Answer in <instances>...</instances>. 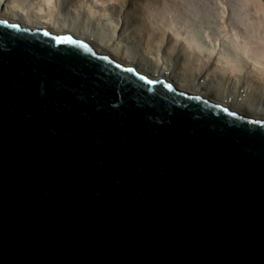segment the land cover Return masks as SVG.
Listing matches in <instances>:
<instances>
[{"label": "water", "instance_id": "95a60500", "mask_svg": "<svg viewBox=\"0 0 264 264\" xmlns=\"http://www.w3.org/2000/svg\"><path fill=\"white\" fill-rule=\"evenodd\" d=\"M0 264H264V120L0 20Z\"/></svg>", "mask_w": 264, "mask_h": 264}, {"label": "bare ground", "instance_id": "6f19581e", "mask_svg": "<svg viewBox=\"0 0 264 264\" xmlns=\"http://www.w3.org/2000/svg\"><path fill=\"white\" fill-rule=\"evenodd\" d=\"M33 1L28 4L27 0H0V20L29 29L45 28L55 34H71L88 41L96 53L109 54L117 63L134 66L151 79L163 78L179 91L200 95L238 114L264 120V72L246 68L250 57L215 53L213 47L208 49L206 44L181 37L171 30L166 31L163 38L159 37L156 32L142 29L138 25L140 21L129 20L132 12L124 8L122 0L99 3L117 17V24L108 38L94 34L84 23L73 22L76 18L71 10L78 9L72 8L74 4L56 3L60 10H65L58 13L51 0ZM134 2L138 3L128 0V7ZM141 5L144 7V3ZM139 7L142 8L140 4Z\"/></svg>", "mask_w": 264, "mask_h": 264}, {"label": "rangeland", "instance_id": "374dc122", "mask_svg": "<svg viewBox=\"0 0 264 264\" xmlns=\"http://www.w3.org/2000/svg\"><path fill=\"white\" fill-rule=\"evenodd\" d=\"M27 1H29L28 4H31L33 0ZM51 1V4L55 5L56 12L60 13L65 10L63 8L60 10V5L56 3H68L70 6L74 4L72 8L75 6L78 9L76 12L71 10L76 18L73 19V22L86 24L87 28L99 37L108 38L114 30V25L117 24L116 15L105 10V6L99 5V3L107 4L113 0ZM132 1L129 0L130 3ZM134 1L138 3L134 2L132 5L130 4V7H128V0H122L121 4L132 12L129 20L140 21L137 23L141 28L143 27L142 29L156 32L162 38L166 31L171 30L173 33H180L181 37L187 36L196 42L206 44L208 49L213 47L215 53H231L237 58L246 55L251 59L246 68L259 73L264 72V0ZM143 3L144 7L141 5ZM139 4L143 9L139 7ZM241 28L242 31L239 30ZM180 40L182 39L180 38ZM236 48L239 52L236 51Z\"/></svg>", "mask_w": 264, "mask_h": 264}]
</instances>
